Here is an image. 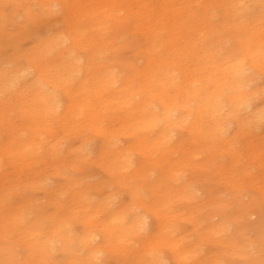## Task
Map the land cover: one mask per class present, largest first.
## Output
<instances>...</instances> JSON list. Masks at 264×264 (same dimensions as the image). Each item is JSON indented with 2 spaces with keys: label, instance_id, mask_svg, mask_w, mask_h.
Segmentation results:
<instances>
[{
  "label": "rangeland",
  "instance_id": "obj_1",
  "mask_svg": "<svg viewBox=\"0 0 264 264\" xmlns=\"http://www.w3.org/2000/svg\"><path fill=\"white\" fill-rule=\"evenodd\" d=\"M45 1L50 2L46 7L43 0H0V71L23 69L18 83L0 92V264H264V115H256L264 112V60L254 63L264 55V14L257 15L254 0H230L229 14L227 7L218 12L214 0H179V44L172 43L165 29L162 47L153 53L169 55L176 77L159 85L142 75L149 56L133 0H79V43L66 39L54 52L43 43L64 39L69 0ZM149 8L161 15L156 0ZM98 18L101 23L96 24ZM239 26L249 27L253 42L262 40L257 59L236 49L245 36ZM40 42V61L49 64L51 73L69 75L63 67L66 57L67 64L81 70L78 78L49 88L59 103L57 113L45 112L37 100L31 105L34 113L27 116L16 90L34 77L25 54ZM186 73L191 77L186 79ZM149 91L161 92L150 103L157 112L163 109L161 97L195 107L199 99L214 94L218 116L205 115L203 128L208 131L217 122L222 129L196 142L190 130L193 115L172 125V144H180L171 155L173 164L179 161L176 176L154 190L153 171L137 185L136 169L152 167L146 149L133 146L130 166L111 174L100 153L102 137L90 124L98 111L99 120L107 116L102 123L118 122L121 115L125 118V99L131 97L135 106ZM238 95L247 103L240 113L254 114L246 118L243 130L228 116L229 102ZM83 103L84 112L73 114L75 105ZM130 144L133 138L123 136L121 145ZM57 220L72 240L67 249L55 236ZM134 221L137 227L125 236L123 229ZM92 230L86 244L83 237ZM47 237L53 242L32 252L31 245ZM172 245L182 261L174 257Z\"/></svg>",
  "mask_w": 264,
  "mask_h": 264
},
{
  "label": "bare ground",
  "instance_id": "obj_2",
  "mask_svg": "<svg viewBox=\"0 0 264 264\" xmlns=\"http://www.w3.org/2000/svg\"><path fill=\"white\" fill-rule=\"evenodd\" d=\"M133 1L137 6V8L134 7L133 13L135 14L137 25L140 31L144 34L146 40L143 50L149 56L145 72L142 75H149L150 79L155 85L166 84L169 81L173 83L175 81L173 80L174 75L172 73L173 64L167 62V56L169 55L164 56L161 54L160 56H153V53L157 52V50L162 47V43H160V41L162 40L161 36L162 33L165 32V29H168L170 31V39L172 43L176 46L179 44L178 40L180 36L178 34L180 30L178 29L183 25L180 24L179 21L180 14L183 12L182 8L178 6L179 0H156V3H158L162 7L161 15L157 14L156 9L149 8L152 0ZM43 2L45 7L50 4L49 1L43 0ZM253 2L254 5L258 8L257 15H263V0H254ZM238 3L240 4V1H238ZM242 3L243 2H241V4ZM214 4L217 7L216 10L218 12H221V9L219 7H227L228 9V7H230L229 5L231 4V1L214 0ZM80 6L81 4L79 0H69L67 2V33L65 34L64 39L60 41H55L54 43H52L53 40H49L43 43V45L45 46V44L48 42V47L46 48H48L50 51L54 52L53 48L57 45L62 44L64 41H66V39H71L75 44L79 43V36L81 34V31L83 30L81 28L83 26L80 25L81 19L77 18L81 15ZM114 10L115 9L111 10V13L114 12ZM102 14L106 15L107 13H101L100 16H103ZM227 14H229V9L227 11ZM190 15L196 16L194 13H191ZM101 22H103L102 18ZM101 22H99V18L98 20H96V24H99ZM242 27L243 26H239L238 30L241 31V33L245 36L240 39V43H238L236 49L244 52V55H250L253 59H257V57H260L259 47L261 46L260 41L262 40L253 42L252 36H250L251 31L249 27H245L243 29ZM187 46L188 44L186 43L184 47L187 48ZM42 49V42H40L37 47L33 51H31V53L25 54L29 63V72H34L35 75L33 79L27 84L26 88L18 87V90H16L18 91V96L21 97V102L24 103H21L20 109L27 116L34 113L35 109L31 105L34 101L37 100L41 101L40 105H42V109L45 112L49 114L57 113L59 103H57L56 99L53 98L54 95L51 93L49 88H57L56 86L76 79L80 75L81 67L77 64H67L68 57H66V61L63 66L65 72L68 71V76H63L62 70L59 72L54 71L53 73H51L48 68L49 64H42L40 61L41 59H43V57H39L40 55H43ZM206 49L209 50V48ZM207 50H205L204 53L205 56L209 57L210 53ZM65 53L66 52H62V54ZM261 59L264 60V55L263 57L259 58L258 62L254 63L258 64ZM22 72L23 69L20 66L15 67L12 70V73L7 69L1 70L0 92L3 91V88H8L11 85L17 84L22 76ZM184 76L186 77V79L191 77L188 73L184 74ZM175 77L176 76H174V78ZM160 95V91H149L145 98L135 106H131V97L128 100L125 99V103H127L126 106H128V108L123 111V113H125V118H123V116L121 115L120 120L116 123H102V121H104L107 116L106 118L103 117L101 120H99V111L93 114L90 120L91 128L102 137L103 146L100 149V153L103 159V165L111 174L117 175V173L122 172L123 169L130 166L131 163L129 154L131 153L133 146L135 147V150L146 149L144 153L151 157L152 167L143 170L142 166H139L136 169V171L138 172L137 180H139L137 185L141 187V185H143L142 180L144 179V177L149 171H153L157 174V178L152 183H150L151 190H154L157 186L161 187V183L164 179L165 183L168 178L174 179L176 176L175 167L179 163V161L177 164H173L171 155L179 150L180 146L175 145L180 144L177 142L172 144V137L168 133L169 129H171L173 126L176 127L180 125L181 122H188V117L190 115H193V118L190 121V130L194 134V140L196 142H199L201 137H206L211 130H214L216 134H219L222 131L220 127L221 124L219 123V126L217 122H215L213 128L209 129L208 131H205L203 128L202 120L205 115H209L210 112H213L215 113L214 116H218V106L215 105L214 94L209 93L205 97L199 99L196 102L195 107H191L187 103L177 102L176 98L166 99L161 97L163 109L162 111L157 112L153 107H150V103L154 98ZM195 95H198V92L195 93ZM28 97L31 98V102H27L26 99ZM242 98L243 95H238L232 98L231 102H229L230 105L228 112V116L231 115L232 118L237 122L239 130H243L248 124L246 118H252V116H254V114H252V116H245L240 113V106H247V103H244L245 99ZM84 108H87L86 103H83L81 105L76 104L73 114L79 115L83 113ZM70 110L71 106L69 105L67 108V112H69ZM2 113L3 111H0L1 115ZM256 115L258 118H260V116L264 115V112L259 113V115L256 113ZM161 121H164L165 123L159 125ZM157 126L160 128L158 129L156 136L152 138L148 137L150 135H153V130L157 128ZM142 131L146 133V136L139 138L138 134ZM127 135H130L131 138H133V144H130L125 148V146L121 145V141L123 140V136ZM229 141L230 140H228V142ZM107 152L109 153L108 155ZM187 153L189 152H185L184 154ZM121 221L125 222V218L123 217ZM133 227H137V221H134L133 223H131V225L124 228L123 234L125 236H129L130 234H132ZM63 229L64 228L61 220L55 221V236H57L65 243L64 249H67L72 240L66 233H63ZM107 229L108 235L111 236L112 230H110V225L107 226ZM93 230L87 237H83L86 244L87 242H90V239L93 235ZM94 235H98V233H95ZM153 235H155V233L149 235L150 238H148V236L146 237V241L143 243L142 249H145L148 241L154 238L152 237ZM83 238H81L82 241ZM47 241L53 242V239L51 237H47L45 241H39L32 244V252L37 251L40 245L42 243L46 244ZM50 246H52L51 243ZM172 248L174 257L179 259V261H182L183 257L179 249L174 245H172ZM69 252L71 253V255H73V252L71 250H69ZM140 252L141 251H138V253ZM68 264H74L73 260H71Z\"/></svg>",
  "mask_w": 264,
  "mask_h": 264
}]
</instances>
